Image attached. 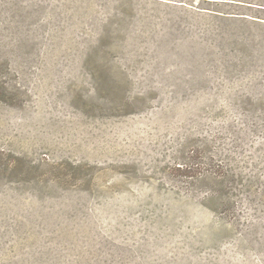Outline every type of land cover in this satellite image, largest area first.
Listing matches in <instances>:
<instances>
[{"label":"rangeland","instance_id":"obj_1","mask_svg":"<svg viewBox=\"0 0 264 264\" xmlns=\"http://www.w3.org/2000/svg\"><path fill=\"white\" fill-rule=\"evenodd\" d=\"M217 24L152 0H0V264H264V98L239 97L250 73H227ZM230 136L260 178L225 217L204 171Z\"/></svg>","mask_w":264,"mask_h":264},{"label":"trees","instance_id":"obj_2","mask_svg":"<svg viewBox=\"0 0 264 264\" xmlns=\"http://www.w3.org/2000/svg\"><path fill=\"white\" fill-rule=\"evenodd\" d=\"M152 2L167 5L175 10L183 9L207 23L231 26V29L224 30V32L230 30L227 38L220 41L221 49L218 53L221 54V60L227 65V73H230L231 77L232 74L239 77L245 71L250 73L248 77L244 75V79H247V88L241 85L237 88L240 91L239 97L243 95L250 105L263 100L262 78L253 65L256 60L260 61V66L264 65V0H152ZM225 48L228 50H224ZM240 88L242 90H239ZM243 124L249 135L256 133L259 128L256 120L242 121L241 125ZM247 144L243 146L237 137L230 136V147L225 153L229 162L226 168L219 166L216 160L212 164L214 160L211 158L205 167V177L212 185L204 195V205L216 211L209 207L207 202L225 196V202L220 203L221 212L226 215L225 217L234 212L232 199L237 196L236 191L243 187V180L255 183L260 178L258 173L260 152L258 153L255 145ZM218 176L220 180L217 179ZM218 190L223 191L218 194Z\"/></svg>","mask_w":264,"mask_h":264}]
</instances>
